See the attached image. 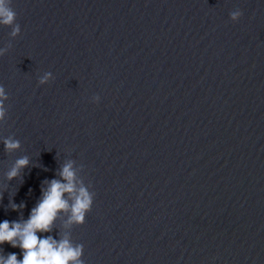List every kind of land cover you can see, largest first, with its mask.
Returning a JSON list of instances; mask_svg holds the SVG:
<instances>
[{"label":"water","instance_id":"95a60500","mask_svg":"<svg viewBox=\"0 0 264 264\" xmlns=\"http://www.w3.org/2000/svg\"><path fill=\"white\" fill-rule=\"evenodd\" d=\"M12 6L21 32L0 24V140L21 147L0 142V173L23 154L42 167L9 182L0 220L27 218L41 180L73 158L95 192L66 229L84 264H264V0Z\"/></svg>","mask_w":264,"mask_h":264},{"label":"clouds","instance_id":"9594fccd","mask_svg":"<svg viewBox=\"0 0 264 264\" xmlns=\"http://www.w3.org/2000/svg\"><path fill=\"white\" fill-rule=\"evenodd\" d=\"M242 14L241 9L236 8L229 12V19L237 22ZM16 15L12 0H0V24L12 25L11 35L14 37L21 32ZM9 47L11 45L0 47V56H3ZM53 79V73L46 71L39 77L38 83L45 85ZM7 99V92L3 85H0V122L6 119ZM99 100V95L91 97L93 103H98ZM0 142L3 143L6 154L21 147L20 140L15 137L4 136ZM31 167L42 165L33 163L28 154L16 157L11 166L0 173V198L4 191L9 189V182L19 180L22 183L24 170ZM44 170L47 171V168ZM78 171L83 172L82 164H77L73 158H63L58 163L54 175L41 180L40 195L30 208L27 218L19 212L18 219L0 220V264H84L83 245L74 244L66 231L72 225H82L85 222L95 197L92 185L86 184ZM13 195L8 199V206L14 211L24 209V201L14 202ZM57 221H60V227H56ZM4 244L19 248V258L16 252L5 253Z\"/></svg>","mask_w":264,"mask_h":264}]
</instances>
